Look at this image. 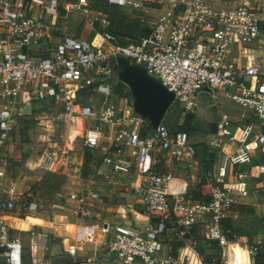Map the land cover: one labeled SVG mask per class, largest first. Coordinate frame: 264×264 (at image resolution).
<instances>
[{
  "label": "built area",
  "instance_id": "built-area-1",
  "mask_svg": "<svg viewBox=\"0 0 264 264\" xmlns=\"http://www.w3.org/2000/svg\"><path fill=\"white\" fill-rule=\"evenodd\" d=\"M91 1L0 0V147L22 105L55 102L66 116L78 119L82 129L86 123L83 146L101 152L104 165L113 172H136L134 194L148 215L158 220L144 231L111 227L106 248L115 260L190 264L195 257L202 264L198 247L211 242L219 250L211 264H253L264 244H249L225 225L236 219L232 208L248 196L247 191L208 174L209 199L196 202L187 197L186 183H176L171 172L160 173L157 161L167 153L176 165L192 168L194 145L186 132L172 133L164 121L152 129L132 114L130 95L115 81L112 63L123 57L143 67L173 94L172 105H182L185 113L195 108L194 100L202 92L250 111L235 121L222 115L207 143L232 167L245 165L255 153L264 155V0H104L139 12L137 18L147 26L146 36L127 43L94 31L95 23L105 27L107 21L92 9ZM75 12L84 14L90 38L57 35V21ZM95 14L104 18L98 20ZM90 85L102 101L82 104L80 93ZM225 145L232 152H224ZM253 170L264 177V163ZM9 171L10 162L0 157V252L4 255L0 264H24L23 245L8 224L17 193ZM69 198L90 215L99 194L71 193ZM97 228L84 227L85 236L89 238ZM173 229L183 242L175 256L163 250L161 240ZM80 238L76 229L77 241ZM67 253L73 255L74 250ZM78 264L97 262L86 257Z\"/></svg>",
  "mask_w": 264,
  "mask_h": 264
},
{
  "label": "crops",
  "instance_id": "crops-1",
  "mask_svg": "<svg viewBox=\"0 0 264 264\" xmlns=\"http://www.w3.org/2000/svg\"><path fill=\"white\" fill-rule=\"evenodd\" d=\"M231 1L229 0V2ZM118 9L123 10L134 18H137L139 14V12L130 9ZM73 120L76 127L79 128L77 130L79 135L81 133L80 129H82L81 123L78 119ZM213 125L211 133L214 131ZM81 136L83 138V134ZM75 142L69 145L70 148L72 146V150H74ZM223 151L232 152L231 146L225 145ZM214 152L196 153L195 150L192 159L193 166L190 169L179 164L176 165L170 153H167L158 159L157 170L160 173L171 172L175 177V182L186 183L188 190H199L201 193L199 200L193 201L202 203L209 199L206 186L208 174L213 178L220 179L222 183L227 185L240 188L241 183H243L244 188L241 187V189H249L251 187L249 172L254 173L253 168L264 163V155L255 153L249 163L239 167H232L224 160L221 152ZM87 153L91 156V160L87 168L84 169L83 160L84 155ZM21 154L14 153L10 148H5V145L0 147V157H4L7 160L11 159L12 162L17 163H10L9 175L12 178L16 175L15 171L20 170L15 165L20 163L22 164V170L17 176L18 180L21 181L22 179V182L37 185L47 173H52L56 174L57 183L60 184L58 191L51 195V201L39 198L36 201L32 200L25 203L21 201L24 208L20 214L17 211V203L20 199L23 200L24 190L19 187V182L17 183L13 178L17 183V193L14 196L16 205L8 218V224L12 234L21 240L24 264H78L80 260L86 257L92 258L97 264H120L108 253L106 248L110 240L111 227L122 225L133 231H144L155 218L154 215H148L145 206L134 194L133 187L137 184L136 172L132 171L127 174L113 172L109 166L102 163L103 155L99 151L90 152L88 149L85 151L76 149L72 153H64V155L61 153H41L39 155L38 153H29L27 158H24ZM46 161L48 163H45ZM225 162L228 164H225ZM205 163L209 165L206 170L203 167ZM222 163L227 166L226 169L223 168ZM234 168L241 171V173H236ZM255 175L256 178H254L255 180L252 184H254L253 186L256 189L260 190L264 188V177ZM243 178L247 180L243 182ZM60 188L63 190L59 191ZM205 188L207 189V194H205ZM89 191L98 193L99 198L93 202L90 215H86L80 210L79 204L69 198V195L71 193H86ZM247 197L237 201L234 207L237 206L238 208L233 210L237 217L228 221L225 225H230L236 229L240 217L242 219V217L248 215L249 211L251 213V210L258 214L259 210L257 208L253 207L251 209L254 206L252 203L244 201ZM93 225L98 226V228L87 238L83 228ZM76 229H79V234L81 235L79 241L76 239ZM257 231L259 232V228ZM168 237L169 235L164 241L163 250L165 252H169ZM242 237L244 238L245 236ZM253 243L256 244L255 242ZM181 247H178L177 253ZM70 249L74 250L73 255H68L67 252ZM3 259L4 255L0 252V262ZM132 264L140 263L133 262ZM190 264H198L195 257H192Z\"/></svg>",
  "mask_w": 264,
  "mask_h": 264
},
{
  "label": "rangeland",
  "instance_id": "rangeland-1",
  "mask_svg": "<svg viewBox=\"0 0 264 264\" xmlns=\"http://www.w3.org/2000/svg\"><path fill=\"white\" fill-rule=\"evenodd\" d=\"M120 13H122L123 17L128 21L129 19L136 18L127 14L126 12ZM94 18H98L99 20L100 18L104 17H100L99 15L95 14ZM146 20L148 21L150 19L146 18ZM91 35L92 31L85 28L84 24H82L76 38L86 39L90 38ZM89 90L90 88L81 91L79 96L80 103L87 105L100 103L102 101V97L99 95H95ZM194 102L196 103V106L189 113L194 117L195 127H193V129H188L186 133L188 135L189 143L194 145L196 153H213L214 150L210 149L207 146V143L213 136L210 132L212 129V125L217 123L222 115H227L232 121L237 120L241 114L250 115V111L241 108L229 99L223 98L221 96L213 98L210 94L204 92L200 93L195 98ZM173 106H175L182 112L179 116H174L173 122L171 123V131H176L177 127L182 125L183 115L186 113L183 112L182 105L175 103V105ZM32 107L34 109V114L32 116H16V124L13 127L12 131L9 133L8 139L4 144L5 148H10L12 151H14V153H22L21 155L24 158H27L29 156V153H38V155L41 153H61L62 155H64V153H72V151L76 149L81 151L86 150L83 146L81 136L86 129V123L84 124L83 130L80 129L81 133L78 135L77 130L79 128L76 127V124L74 123L72 117L66 116L64 114V110L61 105L52 101H46L42 105L32 103ZM36 118H39L41 120H35ZM75 134H77L78 136H75ZM74 141L76 142L74 143V150H72V146L70 148L69 145H72L71 143H73ZM218 153H220V151ZM8 161H10L11 164H17L15 162H12L11 159H9ZM48 161H46L45 163H48ZM225 164L228 163L225 162ZM203 165L205 170L209 168V165H207L206 163ZM222 166L225 169L227 168V166L223 165V163ZM15 167L22 170V164L20 163L18 165H15ZM234 169L236 173H241V171L237 170L236 168ZM20 170L15 171L16 175L13 176V178L17 183L19 182V187H22V190H24V194L25 191H27V187H30V184L28 182H22L23 180L21 178V181L17 179ZM249 178L251 187L249 189L245 188L249 198L247 197L248 199L246 198L244 201L246 203H252V205L254 206H252V208L250 206V208H257L259 212L258 214H255L254 211L251 210V213L249 211L248 215L242 217V219L241 217L240 219H238L236 229H234L233 227L232 228L237 236H245L244 239L249 244L253 245V242H255L256 245H262L264 244V188L258 190L253 186L254 184H252V182L255 180L254 178H256V175L254 173L249 172ZM246 180V178L242 179L243 182H245ZM241 187L244 188L243 183H241L240 189ZM62 188H60L59 191L63 190ZM205 194H207V189L205 190ZM43 199L46 201H51L52 197L47 195ZM33 200L36 201L37 199L34 198ZM21 201L23 200L20 199L17 203V211L20 212V214L22 213L21 211L24 208ZM258 219L259 221H257ZM245 225L247 226V229ZM258 228L259 232L257 231ZM241 231L245 232L242 233ZM161 240L166 241V238L163 237ZM253 264H264V250L261 252V255L253 261Z\"/></svg>",
  "mask_w": 264,
  "mask_h": 264
},
{
  "label": "trees",
  "instance_id": "trees-1",
  "mask_svg": "<svg viewBox=\"0 0 264 264\" xmlns=\"http://www.w3.org/2000/svg\"><path fill=\"white\" fill-rule=\"evenodd\" d=\"M91 7L94 11L100 12L107 21V26L101 27L99 24L95 23L93 28L94 31L97 33H108L115 37H118L120 39L121 43H127V42H135L139 40L140 38L146 36L148 34V28L146 25L142 24L138 18L135 19H129V21L123 17L122 13L124 12L121 9H118L119 7L110 5L104 0H92L91 1ZM120 87H122L119 84ZM90 88V92L92 89V86H87L85 89ZM182 112L178 110L175 106H171L169 109L166 117H165V124L170 132L176 133V132H186L188 129H193L194 126V117L190 113H186L183 115L182 119V125L177 127L176 131H171V123L173 122L174 116H179ZM185 130V131H183ZM91 160V156L89 153L84 155L83 160V168H87L89 162ZM57 176L56 174L47 173L43 179L38 183L37 185H30L28 190L23 194V202H29L32 201L34 198H45V196H51L52 194L56 193L58 191L59 185L56 180ZM200 191H193L188 190L187 197L190 200H199L200 198ZM38 195V196H37ZM237 210V206L233 207V210ZM157 219L154 218L152 220L151 225H155L157 223ZM228 223V222H226ZM229 228V227H228ZM231 228V226H230ZM233 229V228H232ZM177 231L178 230H172L168 231L167 235L168 237V244L169 247V254L172 256L177 255V249L178 247L183 245V242L180 241L177 238ZM167 238V237H166ZM264 250V248H261V250L258 252V255L256 258H258L261 255V252ZM218 247L215 243L211 242H202L200 246L198 247V254L201 260L202 264H211L213 259L218 258Z\"/></svg>",
  "mask_w": 264,
  "mask_h": 264
},
{
  "label": "water",
  "instance_id": "water-1",
  "mask_svg": "<svg viewBox=\"0 0 264 264\" xmlns=\"http://www.w3.org/2000/svg\"><path fill=\"white\" fill-rule=\"evenodd\" d=\"M84 22V14L75 12L66 19L57 21L60 37L76 38L78 31ZM112 72L115 81L127 89L130 95L129 108L135 116L149 123L152 129H156L173 104L174 96L162 84L152 77L147 71L135 65L123 57H117L112 63ZM33 115L30 102H26L18 110V117ZM216 132V125H213Z\"/></svg>",
  "mask_w": 264,
  "mask_h": 264
}]
</instances>
